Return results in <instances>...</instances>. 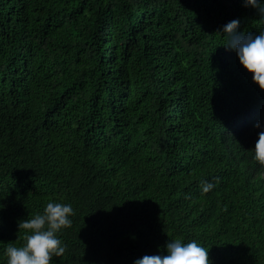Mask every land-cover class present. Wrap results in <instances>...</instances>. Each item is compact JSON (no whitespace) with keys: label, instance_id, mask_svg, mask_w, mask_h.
Returning <instances> with one entry per match:
<instances>
[{"label":"trees","instance_id":"1","mask_svg":"<svg viewBox=\"0 0 264 264\" xmlns=\"http://www.w3.org/2000/svg\"><path fill=\"white\" fill-rule=\"evenodd\" d=\"M233 19L264 30L245 0H0V264L49 201L74 209L53 264L176 238L264 264V90L224 46Z\"/></svg>","mask_w":264,"mask_h":264},{"label":"clouds","instance_id":"2","mask_svg":"<svg viewBox=\"0 0 264 264\" xmlns=\"http://www.w3.org/2000/svg\"><path fill=\"white\" fill-rule=\"evenodd\" d=\"M245 6L257 9L264 17V0H245ZM239 25L240 20L233 19L223 26L224 46L235 51L240 65L251 74L253 83L264 90V30L255 34L240 32L237 31ZM255 127L261 130L252 150L253 159L264 165V121H257ZM214 179L219 181V177ZM214 187L211 180H204L200 184L203 194ZM73 215L71 203L49 201L42 212L21 220L18 228L26 230L25 240L19 246L7 244L4 250L6 264H53V257H59L66 251V245L58 233L72 226ZM166 250V255H144L136 259L134 264H211L209 249L195 239L188 242H182L181 238L171 239L166 244Z\"/></svg>","mask_w":264,"mask_h":264},{"label":"bare ground","instance_id":"3","mask_svg":"<svg viewBox=\"0 0 264 264\" xmlns=\"http://www.w3.org/2000/svg\"><path fill=\"white\" fill-rule=\"evenodd\" d=\"M110 54V53H109ZM41 59V58H40ZM112 61V60H111ZM108 81V80H107ZM110 81V80H109ZM108 84V83H107ZM173 109V108H172ZM168 123V122H167Z\"/></svg>","mask_w":264,"mask_h":264}]
</instances>
